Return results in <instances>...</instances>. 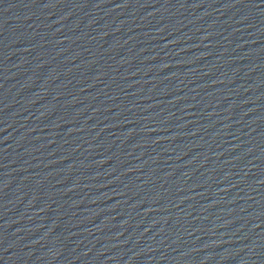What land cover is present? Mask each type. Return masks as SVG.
Wrapping results in <instances>:
<instances>
[{
  "label": "water",
  "instance_id": "water-1",
  "mask_svg": "<svg viewBox=\"0 0 264 264\" xmlns=\"http://www.w3.org/2000/svg\"><path fill=\"white\" fill-rule=\"evenodd\" d=\"M0 264H264V0H0Z\"/></svg>",
  "mask_w": 264,
  "mask_h": 264
}]
</instances>
